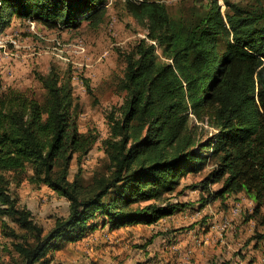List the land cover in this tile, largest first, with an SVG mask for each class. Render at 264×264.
Returning a JSON list of instances; mask_svg holds the SVG:
<instances>
[{"label": "trees", "instance_id": "1", "mask_svg": "<svg viewBox=\"0 0 264 264\" xmlns=\"http://www.w3.org/2000/svg\"><path fill=\"white\" fill-rule=\"evenodd\" d=\"M108 1L0 0V32L13 16L97 26ZM224 2L190 18L171 17L163 0L120 2L145 35L122 52V101L108 113L105 161L87 179L81 163L99 137L79 130L70 82L51 66L37 74L41 100L0 85V225L10 239L0 264H46L50 250L97 228L156 222L187 206L174 199L187 189L199 190L201 207L244 192L264 237V7ZM24 181L63 196L68 213L44 229L11 191Z\"/></svg>", "mask_w": 264, "mask_h": 264}, {"label": "rangeland", "instance_id": "2", "mask_svg": "<svg viewBox=\"0 0 264 264\" xmlns=\"http://www.w3.org/2000/svg\"><path fill=\"white\" fill-rule=\"evenodd\" d=\"M116 1L119 3L116 4ZM121 1H108L104 19L97 26L89 24L86 18L70 25H48L31 17L13 16L0 32V85L3 91L15 89L41 100L44 89L37 74L47 73L51 66L57 68L63 81L70 82L73 97L79 106V130L95 131L99 137L82 160L81 175L84 179L89 178L105 161L102 139L109 134L108 113L122 101V95L116 87L123 74L122 52L130 49L145 35L144 28L125 12ZM211 1L163 0L173 18H190L192 14H198L207 8ZM224 1L226 0H217L222 11L226 8ZM228 1L244 6L264 7V0ZM213 131L206 127L205 135H210ZM210 166L211 163H207L199 172L183 174L172 195L184 184L197 183ZM77 170L78 165L74 159L70 165L69 177L72 178ZM219 187L220 183L211 185L213 189ZM11 191L21 204L31 210L33 218L44 229H49L57 217L68 213L67 200L46 185L35 187L24 181L19 186L12 184ZM186 191L188 192L176 194L177 198H173L188 203L200 201L199 191ZM191 210L186 216H177L169 223L160 218L162 224L156 230L147 223L112 229L108 226L102 230L97 228L83 238L64 242L59 249L50 250L46 255V264L248 263L246 253H242V247L238 249V246L233 247V250L208 247L205 254H201L206 256L205 261L197 255L203 250H183L186 247L181 244L185 243L186 237H178L180 244L175 240L177 238L170 236L173 231L185 229L189 233L194 229L193 224L197 223L198 230L205 232L210 225L204 226L199 219L193 220L191 216L195 213ZM177 226L179 227L176 228ZM9 240L0 225V261L7 259L6 246H9ZM163 246L167 247L166 254L160 252Z\"/></svg>", "mask_w": 264, "mask_h": 264}, {"label": "crops", "instance_id": "3", "mask_svg": "<svg viewBox=\"0 0 264 264\" xmlns=\"http://www.w3.org/2000/svg\"><path fill=\"white\" fill-rule=\"evenodd\" d=\"M186 192L188 191L184 190L183 193ZM198 194L201 193L198 192ZM200 201L197 200L192 203L186 202L188 204L182 210L176 211L172 215L162 217L164 221L169 223L177 216H180V218L186 216L188 211L192 209V213L193 211L195 213L191 216L193 220L199 219L204 226L210 224L205 232L198 230L199 227L197 223L193 224L192 228L194 229L189 233H187L185 229L173 231L174 233L170 236L177 238L175 239L176 241H179V236L186 237L187 240L183 243L185 245L181 244L179 241L182 247H186V249L183 250L193 252L203 250V252L197 255L205 261L207 260L204 258L206 256L203 257L201 254H205L204 251H206L208 247H215L216 250H233V247L238 246V249L242 247V253H246L247 264H264V237H256V233L263 231V226L259 225L256 218L253 216V207L255 205L253 199L249 198L244 192H239L237 194H225L222 197L211 200L203 207H201ZM235 207H238L239 210L234 211L233 209ZM262 211H264V206L262 207ZM159 220L150 223L148 226L154 228V230L158 229L162 224ZM191 223H193V221H191ZM135 224L140 225V223ZM130 226H134V223L124 225V227ZM102 229L103 228H100V230ZM202 241L203 244L201 245ZM160 252L166 254V252H168L167 247L163 246ZM159 260L161 259L159 258ZM162 262L163 261H160V263Z\"/></svg>", "mask_w": 264, "mask_h": 264}, {"label": "built area", "instance_id": "4", "mask_svg": "<svg viewBox=\"0 0 264 264\" xmlns=\"http://www.w3.org/2000/svg\"><path fill=\"white\" fill-rule=\"evenodd\" d=\"M233 210H234V211H238L239 209H238V208H234Z\"/></svg>", "mask_w": 264, "mask_h": 264}, {"label": "bare ground", "instance_id": "5", "mask_svg": "<svg viewBox=\"0 0 264 264\" xmlns=\"http://www.w3.org/2000/svg\"><path fill=\"white\" fill-rule=\"evenodd\" d=\"M235 208H238V207H235ZM239 209V208H238Z\"/></svg>", "mask_w": 264, "mask_h": 264}]
</instances>
